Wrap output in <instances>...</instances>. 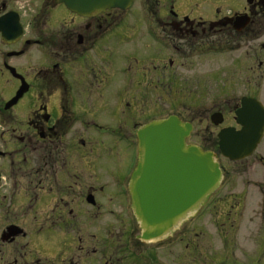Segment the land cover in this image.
<instances>
[{"label":"flooded vegetation","instance_id":"obj_1","mask_svg":"<svg viewBox=\"0 0 264 264\" xmlns=\"http://www.w3.org/2000/svg\"><path fill=\"white\" fill-rule=\"evenodd\" d=\"M30 1L0 2V264H193L202 248L192 222L228 187L225 160L239 167L237 193L219 198L217 232L225 237L244 218L248 230L255 218L264 230V178L243 163L250 156L223 157L218 139L222 129H243V99L264 108V0H145L143 10L132 0L89 15ZM210 55L221 64L203 68ZM212 86L244 90L211 105L199 141L187 142L193 129L186 140L214 155L221 181L198 209L145 240L129 192L137 130L170 116L193 126L194 118L140 117L130 99L138 103L142 89ZM232 247L202 252L205 264H257L250 248L242 263Z\"/></svg>","mask_w":264,"mask_h":264},{"label":"water","instance_id":"obj_2","mask_svg":"<svg viewBox=\"0 0 264 264\" xmlns=\"http://www.w3.org/2000/svg\"><path fill=\"white\" fill-rule=\"evenodd\" d=\"M56 1L82 15L111 7L126 9L132 2ZM243 105V129L235 132L233 128H225L218 133L221 154L229 160L250 156L264 131V108L260 102L243 99ZM191 130L190 123H183L176 116L146 124L137 130L138 160L130 175L129 192L145 240L160 237L199 208L221 180V170L214 155L186 144Z\"/></svg>","mask_w":264,"mask_h":264},{"label":"rangeland","instance_id":"obj_3","mask_svg":"<svg viewBox=\"0 0 264 264\" xmlns=\"http://www.w3.org/2000/svg\"><path fill=\"white\" fill-rule=\"evenodd\" d=\"M1 2V0H0ZM21 3L26 5L27 7L30 5L31 7L32 2L30 0H14L13 3ZM144 2L145 0H135V4L132 7V10H138L141 8L143 10L144 8ZM10 6V5H9ZM12 7V6H11ZM140 12V10H139ZM132 15V11L130 10L128 14ZM129 14V15H130ZM140 14V13H139ZM133 16V15H132ZM130 16V17H132ZM137 17V16H136ZM136 17L130 18L128 20L129 26H132L133 21L136 19ZM138 34H135L136 36ZM126 49V48H125ZM222 57V56H221ZM219 56H206L204 59V67L207 69H211L213 66H217L218 64H221ZM230 59H232V54H225L221 60L228 62ZM203 78L202 74L199 76ZM219 90L216 89V87L212 86L209 89H184V90H175V89H160V90H151V89H142L140 93L139 98V104L135 103L132 99V93L133 90L128 91V100L130 99V106H135L138 110H140V117H152V116H166L168 114H177L180 117L184 118H190L193 117V131L191 133L190 138L187 140V142H198V138L202 135L203 128L206 125V115L208 113V108L213 105L214 103H217L218 101H224V102H233L241 91L244 92V90H241L240 88H237L235 86L225 88L220 93H218ZM264 97V95H262ZM116 94L114 93V103L117 101ZM125 102V101H124ZM122 102V104H124ZM123 106V105H122ZM159 111V112H158ZM121 115V114H119ZM122 119V117L120 118ZM133 119V118H130ZM140 120L141 118L137 117L134 120ZM130 127V133L131 127H132V120L130 121V125L128 123L127 127ZM135 141L134 139L130 141L129 148L131 149L134 145ZM264 147H260L257 151H255L248 159L244 160L243 163L245 165L252 164L253 167V174L252 177H257L259 179L264 178V170L261 166L260 158L264 161ZM128 149V153L129 150ZM226 161V167L227 171L230 173L228 175V178L226 180V184H228V187L222 188L220 191L217 192V194L214 196L215 198V206L211 204L210 206L204 208L202 210V214L200 213L198 217H195V219L192 222V225H194V236H193V242L196 246L202 248L200 250V253H196L194 255L193 264H205V256L208 249L211 248V251L217 252V255L220 253H223L225 251V247L227 249H230L232 247L233 255H236L237 257L241 258V262L245 263L246 261L250 262L251 257L249 256V252L247 253L248 248L251 249L252 253L254 254V258L259 256L257 264H264V230L261 229V219L255 218L253 219L255 222H253L252 228L248 230V227L244 226L246 218L243 219V221L238 224L234 229H231L230 231L225 232V237H223V234H220L217 228L215 226H220L219 223L223 220L222 217L219 216L221 210H223V206L218 204V200L223 195H234L237 193L236 186V169L237 165L234 163H230L227 160ZM239 168V167H238ZM246 192H244L245 194ZM250 197L249 200H251V203H254L256 198L254 193L249 192L248 196ZM185 226V224H183ZM208 227L210 229L208 230ZM233 230V232H232ZM248 237V238H247ZM229 243V245L227 244ZM239 244V245H238ZM263 245V249L261 250L260 247ZM237 247V249L235 248ZM180 252V250H179ZM204 254H203V253ZM252 256V257H253ZM211 257V255L209 256ZM252 258V259H254ZM247 262V263H248ZM230 264V263H227ZM251 264V263H250Z\"/></svg>","mask_w":264,"mask_h":264}]
</instances>
